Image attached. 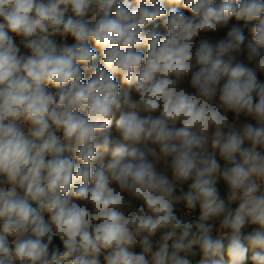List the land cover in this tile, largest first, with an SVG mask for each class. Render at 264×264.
Wrapping results in <instances>:
<instances>
[{
  "label": "clouds",
  "instance_id": "obj_1",
  "mask_svg": "<svg viewBox=\"0 0 264 264\" xmlns=\"http://www.w3.org/2000/svg\"><path fill=\"white\" fill-rule=\"evenodd\" d=\"M0 264H264V0H0Z\"/></svg>",
  "mask_w": 264,
  "mask_h": 264
},
{
  "label": "rangeland",
  "instance_id": "obj_2",
  "mask_svg": "<svg viewBox=\"0 0 264 264\" xmlns=\"http://www.w3.org/2000/svg\"><path fill=\"white\" fill-rule=\"evenodd\" d=\"M87 76H90V74H86V77H87ZM118 79H119V78H118ZM123 87H126V86H122V88H123ZM114 128H115V121L113 122V129H114ZM226 259H227V258H226Z\"/></svg>",
  "mask_w": 264,
  "mask_h": 264
}]
</instances>
